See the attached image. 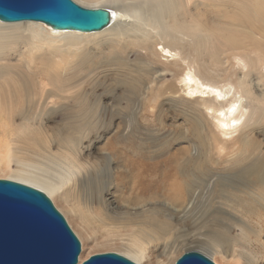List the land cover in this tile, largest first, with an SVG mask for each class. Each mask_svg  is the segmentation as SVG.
I'll return each instance as SVG.
<instances>
[{"label":"rangeland","instance_id":"1","mask_svg":"<svg viewBox=\"0 0 264 264\" xmlns=\"http://www.w3.org/2000/svg\"><path fill=\"white\" fill-rule=\"evenodd\" d=\"M234 1L193 0L189 22L203 25L202 32L210 41L199 49V59L192 49L186 47L183 52L218 74L219 80L245 78L260 96L264 93V70L243 67L233 60L236 45L233 47V31L228 29L233 28V22H240L235 15L241 13L236 12ZM244 2L256 8L254 29L250 31L254 36L252 40L240 37L237 53L252 54L256 47L264 54V6L258 0ZM110 6L108 2L101 5ZM240 24L252 29L250 24ZM23 39H0V65L10 68L20 80L19 84L13 80L2 83L0 141L12 140L8 142L13 149L18 148L15 158L33 156V151L58 155L76 143L77 153L70 155L79 165L88 161L80 170L82 185L76 193L81 207L89 205L94 210L85 212L89 233L76 217L82 218L80 208L73 214L63 201H57V207L51 203L62 216L66 213L63 218L80 243L83 261L95 254L126 252L135 247L146 257L140 264H174L188 250L208 255L214 264H264V189L240 182L241 176H226L230 174V158L233 155L234 162L240 151L239 144L229 143L218 153L213 138L217 130L210 125L209 115L198 113L197 104L169 100L155 92L145 97L146 64L157 71L169 66L160 57L166 54H160L162 44H156L157 53L154 49V54L139 51L126 56L115 48L113 53L103 41L90 42L68 48L71 54L67 56L72 59L61 54L65 68L59 69V57L45 61L52 56L50 49L40 52V58L29 59L25 49L32 45L28 47ZM230 41L233 49L229 48ZM215 50L220 51L218 62L213 56ZM84 57L85 62L81 61ZM168 68L171 74L160 77L157 84L173 85L180 71ZM13 90L18 92L15 96ZM262 115L255 135L250 137L264 144V111ZM190 121L195 124L191 132ZM25 137L29 138L17 140ZM30 140H37L38 147L29 148ZM187 153L195 165L187 164ZM235 158L239 163H233V168L248 163ZM9 166L14 171L16 159ZM217 172L222 175L214 177ZM174 189L180 191V197ZM185 206L187 209L182 210ZM113 226L119 233L105 231ZM213 251L221 254L214 257Z\"/></svg>","mask_w":264,"mask_h":264},{"label":"bare ground","instance_id":"2","mask_svg":"<svg viewBox=\"0 0 264 264\" xmlns=\"http://www.w3.org/2000/svg\"><path fill=\"white\" fill-rule=\"evenodd\" d=\"M74 1L83 7H87V9L103 8L108 10L111 14L110 24L100 32L86 34L73 31H55L49 26L37 22H0V39H8L10 37L24 38L23 43H26L28 47L32 45L30 50L25 49L27 53L29 52V59L31 58V60L36 57H42V53H39L44 49H50L52 56L45 57V61L47 58L48 62L46 63H49L53 57H59V69L65 68V66H62L65 62L63 61L64 57H60L61 54L64 53L66 57L72 59L70 56H67V54H71L68 48L84 46L90 42L97 44L103 41V44L108 43L107 46L112 49L115 48L116 50H120L126 54V56L133 52L139 53V51H144L145 53L152 52L154 54V49L157 53L155 48L156 44H162L160 54L162 52L166 54H161L160 57L166 59V64L169 66H167V69L164 68L161 71H157L151 69L150 66L146 64L147 71H143L146 77V81L144 82L146 85L145 97H147L149 93L155 92L157 96H166L169 100L179 99L184 102L197 104L198 113L202 117L203 115H209L212 120L210 125L217 130V134H213V138L216 140L218 153L224 151L227 144L238 143L240 151L235 157H241L244 159V162H248L240 168H233V163H239V159L234 157L233 162L232 155L230 158V163L232 165L230 174L226 175L228 176L227 178L236 179L238 176H241V179H239L240 182L254 183L259 189H264V144L257 143L250 137L255 135V127L258 121L263 118L264 103L259 104V102L264 99V93L257 96L251 90L245 78H238L233 82L230 78L227 79V81H222L223 79L219 80L218 74L213 73L214 71L197 63L198 61L196 60L192 61L189 55L185 57L183 51L187 47L188 50L192 49L196 54L194 57L199 59V49L210 41L208 34L204 35L202 32V30H204L203 25L200 23L196 25L194 20L189 22V15L191 14L190 5H192L193 0ZM258 1L264 6V0ZM104 2H108L113 6L108 8L101 7ZM195 5L199 7L198 3ZM233 5L236 6V12H241L240 15H235V19L250 24L252 28L249 30L248 25L242 26L240 22H233V28L230 27L228 29L230 33L233 31V47L236 45L233 50V60L237 65L243 67L264 70V54L259 48H252V54L237 53L241 49L240 44H238V41L241 40L240 37L246 40H252V36H254L252 33L254 29V27H252V19L256 15V8L254 10L253 6H247L244 0H236ZM217 11L220 15L221 11ZM231 43L232 41H230L229 48L233 49ZM112 52L114 53V49ZM84 54H86L85 52H83L82 55L87 56ZM47 55L48 54H46V56ZM168 56L173 57L172 59L174 60L168 61ZM213 56L216 60H219L220 51L215 50ZM20 58L24 59V54H21ZM86 59L87 57H84L81 61L85 62ZM23 62H25L26 65L28 63L27 61ZM198 64H200V66ZM171 66L180 71V74L178 73L179 75L176 74L173 85H169L170 87H168V85L157 84L160 77H165L167 73L171 74L168 68ZM16 78L17 77H14L12 72L10 73V68L0 65V95L3 93L2 83H8L13 80L15 83L19 84L20 80L18 82V78L17 80ZM16 93H18L16 90L12 91L13 96H15ZM205 124L203 123L204 126ZM194 129L195 124L193 121H190V132ZM27 138L29 137L18 138L17 140L20 141ZM8 141L12 140L8 139ZM8 141H0V173L7 172L4 173L5 175L3 177H0V180H12L40 190L51 199V202H54L56 207L58 205L57 201H63L65 207L72 213L80 208L82 218L76 217L80 221V226L88 232L89 226L84 220V217H86L85 212H93L94 210L89 205L81 207L76 193L77 189L82 185L79 177L80 174L83 173H80V170L82 166L87 165L88 161L79 165L78 161H75L70 155V152L74 155L77 153L75 150L76 143L70 144L69 149L68 147L63 148L58 155H54L50 151H45L43 153L33 151L31 154L33 156L26 155L24 158H15L14 150L18 148L14 147L13 149L11 143ZM36 141L30 140V145L28 147L32 149L37 148L38 145H36ZM29 152H31V149H29ZM13 159H16L17 167L14 171H11L9 164ZM195 163V161H191L187 153V164L195 165ZM202 166L205 169L206 166L204 164H202ZM221 175V172H217L213 176ZM210 179L211 178H209V180ZM173 192L177 197L181 196L178 189H174ZM186 209V206L182 208V210ZM64 215L66 217V213ZM71 224L72 222L69 223V225ZM260 227L262 228L261 225ZM241 230H243V228H241ZM105 231H115L119 233V228L113 226ZM78 236L80 239L81 235L79 234ZM214 238L215 244H218L219 240H217L216 237ZM84 248L85 244L82 246L83 250ZM112 253L124 256L135 264H140L144 258H146L142 250L135 247L126 252L112 251ZM223 253L227 254V251L225 250ZM215 254H221V252L213 251L211 255L214 256ZM213 260L214 262L216 261L215 259ZM83 262V255L81 254L78 256V264H82ZM238 263L240 264V262Z\"/></svg>","mask_w":264,"mask_h":264},{"label":"water","instance_id":"3","mask_svg":"<svg viewBox=\"0 0 264 264\" xmlns=\"http://www.w3.org/2000/svg\"><path fill=\"white\" fill-rule=\"evenodd\" d=\"M111 21L103 8L72 0H0V22H37L55 31L100 32ZM80 243L47 196L30 186L0 180V264H78ZM82 264H135L116 253L90 256ZM174 264H214L189 250Z\"/></svg>","mask_w":264,"mask_h":264}]
</instances>
